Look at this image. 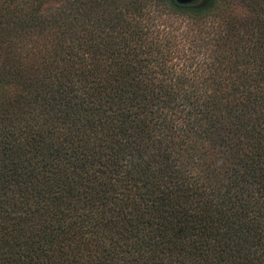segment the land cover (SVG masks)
<instances>
[{
	"label": "trees",
	"instance_id": "trees-1",
	"mask_svg": "<svg viewBox=\"0 0 264 264\" xmlns=\"http://www.w3.org/2000/svg\"><path fill=\"white\" fill-rule=\"evenodd\" d=\"M0 264H264V0H0Z\"/></svg>",
	"mask_w": 264,
	"mask_h": 264
},
{
	"label": "water",
	"instance_id": "water-1",
	"mask_svg": "<svg viewBox=\"0 0 264 264\" xmlns=\"http://www.w3.org/2000/svg\"><path fill=\"white\" fill-rule=\"evenodd\" d=\"M197 1L198 0H174V2L180 6H189L196 3Z\"/></svg>",
	"mask_w": 264,
	"mask_h": 264
}]
</instances>
